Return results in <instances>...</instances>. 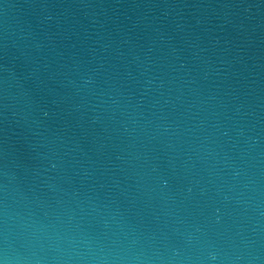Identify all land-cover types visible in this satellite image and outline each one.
I'll use <instances>...</instances> for the list:
<instances>
[{"label":"water","instance_id":"95a60500","mask_svg":"<svg viewBox=\"0 0 264 264\" xmlns=\"http://www.w3.org/2000/svg\"><path fill=\"white\" fill-rule=\"evenodd\" d=\"M0 264H264V0H0Z\"/></svg>","mask_w":264,"mask_h":264}]
</instances>
